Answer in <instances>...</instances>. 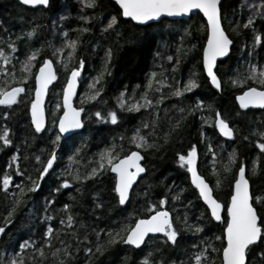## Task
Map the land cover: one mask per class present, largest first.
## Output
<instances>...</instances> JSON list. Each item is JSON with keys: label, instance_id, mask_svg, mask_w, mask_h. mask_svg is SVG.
<instances>
[{"label": "trees", "instance_id": "trees-1", "mask_svg": "<svg viewBox=\"0 0 264 264\" xmlns=\"http://www.w3.org/2000/svg\"><path fill=\"white\" fill-rule=\"evenodd\" d=\"M257 2L259 0H223L222 12L227 16V20L223 21V26L233 41V47L230 56L220 62L216 73L221 80L222 91H217L213 88L206 78L202 67L201 52L205 41V33L203 26L206 24L203 17L199 14H194L188 19L170 21L165 20L163 24H151L148 26H137L133 22H127L122 17H118L119 26L117 31L120 33L116 36L112 32H102L101 28L105 26L111 16L117 15L118 7L112 0H98V6L95 8H84L81 11L82 4L79 0H50L48 8L31 9L19 4L18 0H0V39H15L17 34L36 29V34L32 40L28 41L27 37L24 40L17 41L19 53L11 54L14 59L12 64L7 65L10 70H13L17 78L21 76L20 62L23 61L31 50L42 49L37 59L32 62L30 74L28 75L26 86L31 93L30 96H23L25 100L33 98L34 75L37 68L42 64L43 59L59 61L54 63L58 80L49 94L47 104L48 114V131L36 134L30 124V115H26V104L20 103L18 107L10 112L7 120L3 119L2 111H0V127H7L13 135V147L19 149L21 157L19 167L27 168L26 175H31L35 178L38 173L35 165L34 156L40 155L46 160L48 154L53 149L52 140L57 134V129L53 127L55 117L62 114V110L57 109L55 116L53 107L57 101L62 105V88L69 74L64 67L67 63L71 68L73 64H78L80 59L85 61L82 70L83 77L81 81V89L79 97L76 100V107H83L84 127L83 130L73 136L71 141H65L61 138L59 146L56 147L57 158L54 162L53 169H50L49 174L41 181L40 189L35 193H28L24 201L17 207L13 219V223L6 229L7 235L0 237V253L7 252L12 255L16 249V241L29 237L30 235L39 243L42 232L47 226L38 221L45 215L43 207L45 204L44 197L49 195L51 189L55 188L65 178L72 183L71 177H65L62 173L69 167V155H72L77 163H73L71 168L73 171H79L82 175L90 170L93 166L90 161L98 159V153L106 147L115 144L117 148L122 145H129L130 138L134 130L141 125L142 120H151L152 116L149 112L141 109L139 113L122 112L116 105V97L121 92H125L126 96H131L135 89L137 97L144 91L150 74L157 73L156 79H161L160 73L168 78V83H173L174 79L181 82V86L188 80L190 74L194 71L197 73L196 80L198 87L179 100L175 97L164 99L163 103L157 109L159 124L156 129V136L149 137V142H158L164 144L160 137L164 132H167L171 126L170 122H174L181 116L186 117L181 121V127L178 131L171 133L169 142L164 145L159 151L149 149L146 152H141L144 157V166L146 168L145 176L134 187L130 202L126 206H120L113 198L115 193L112 192L114 180L108 172L104 175L84 181L83 185L73 184L70 189H62L60 193L55 194V209H61L64 204H68L69 213L74 216L76 223L74 228L80 223L85 225L84 229H79V235L82 238L84 231L91 233L92 229L111 230L119 224H127L133 222L136 218H145L148 213L144 211L146 201L155 203L159 198H162L166 193L169 203L165 206L170 211L173 217L179 212L183 215L185 211L188 213L189 222L192 224H200L203 227V232L199 235H193L188 232L181 239V247H178L174 253H171L173 258L179 260L188 258L190 252L197 249L190 247L191 244H198L201 237L210 239L217 248L221 247V242L215 240L216 236L222 234V225L215 221L209 222L210 213L206 212V207L197 199L198 193L190 185L189 175L186 168H181L179 165V155H187L191 145H196L198 149L197 163L198 169L202 176L206 177V181L214 191L215 198L220 202H225L230 199L229 196V181L231 175L223 171V165L228 163L229 154L235 150L237 154L236 165L233 166V171L243 162L246 165L247 177L251 184V191L259 192L264 189V158L257 159L258 156L264 157V153H259V149L255 144L259 142L258 136L253 135V131L264 132V112L263 111H246L247 115H237V112H243L239 109L235 96L241 94L245 86H233L230 83L231 78H235L238 74H243L247 71L248 63L264 65V47L253 45V27L243 28V24L247 22L250 15L253 14ZM92 17L90 23L85 24L79 17ZM65 17V19H61ZM228 21H234L240 25L238 32L233 31ZM86 27L91 29L90 32L80 34L75 29ZM8 32H5L4 29ZM254 29L256 34L260 35L264 41V19L257 17L254 21ZM63 32L68 33V39H77L79 37V45L73 60L67 57V49L58 56L52 55L53 48H60L65 37ZM185 32L190 35H185ZM9 33L11 36H9ZM191 44H196L195 50L188 51L187 55L183 51L189 50ZM49 45L52 47L50 48ZM112 49V58L107 66L100 85L103 92L98 98L101 102H85L82 104V97L86 91L88 82L96 77L103 69L105 60V51ZM95 49V50H93ZM252 50V56H249V50ZM172 56L173 60L169 61L168 57ZM179 56L180 63H175ZM176 67L175 72L172 68ZM174 78V79H173ZM5 77L0 75V85H4ZM31 85V86H30ZM17 86L10 78L6 85V90L9 87ZM168 88H162L159 93L153 94V98H159L162 94H166ZM106 102V103H105ZM196 102H201L202 107L195 110ZM175 105V107H173ZM208 105L212 106L213 111L208 110ZM185 109L184 113L178 111L179 108ZM194 109L191 114L189 109ZM115 109L120 118V124L116 127L111 126L110 122L98 121L93 113L97 110L106 115L108 110ZM167 111V115L165 112ZM219 111L223 119L230 122L229 125L234 129V139L226 140L222 138L217 130L209 126L208 122H204L208 117H213L215 112ZM150 129H143L144 134ZM127 132L129 134H127ZM204 132L205 136L201 138L200 133ZM124 137V139H121ZM248 137V139H243ZM211 145L216 154L215 161L208 152V145ZM79 156L76 155V149L81 148ZM43 149V151H41ZM28 155L27 161L23 160L24 155ZM123 155V153H121ZM7 157H3L0 162V169L7 170ZM256 161V174L251 173L253 162ZM8 171H11L8 169ZM220 174L222 184L219 189L216 188V173ZM15 182H22L25 185L28 181L22 177H13ZM2 179V175H0ZM147 185H151L150 190ZM80 187L81 192H77L76 188ZM172 192H168V189ZM183 190L181 202H177L175 209L171 203L172 193ZM149 191V197L144 198L143 191ZM18 191V190H17ZM31 197L32 199H28ZM95 197V199H94ZM74 198V199H73ZM192 202L190 208L185 209L184 204L188 201ZM102 202L103 207L94 209L95 203ZM11 204V196L5 199V194L0 191V223L3 222V217L7 215ZM26 206L31 208V212L26 210ZM259 208V205H257ZM203 213L204 219L197 220ZM55 218L47 222L55 228H61L59 219L65 217L63 212L51 213ZM99 217V219H97ZM73 229H68L72 231ZM102 238L104 233H101ZM66 238V237H65ZM90 240L95 241V236L90 235ZM75 245L76 241H70ZM59 246V245H57ZM93 246V245H89ZM152 247H161L163 245L153 244ZM142 250L146 251L145 246ZM141 250H130V246L117 244L115 247L106 251L103 255L93 257L92 264H124L122 257L127 256V264H136V260L140 255ZM31 254V249L29 250ZM163 254L167 258L168 249L163 248ZM157 258L161 253H157ZM215 255V254H213ZM83 253L76 254L74 260L69 261V264H84ZM49 261L52 258L49 257ZM46 261L45 264H49ZM216 264H219L217 260Z\"/></svg>", "mask_w": 264, "mask_h": 264}, {"label": "snow or ice", "instance_id": "snow-or-ice-1", "mask_svg": "<svg viewBox=\"0 0 264 264\" xmlns=\"http://www.w3.org/2000/svg\"><path fill=\"white\" fill-rule=\"evenodd\" d=\"M18 2L20 5L31 8H36L37 6L47 8L49 6V0H18ZM79 2L82 4L81 11L84 8H95L98 6V0H79ZM114 4L118 6L117 15L111 16L107 24L101 28V31L112 32L116 36L120 35L117 31L119 26L118 17H123L127 22H134L136 25H148L149 22L163 24L165 22L164 18L185 17L194 11L202 14L204 20H206V24L203 26L205 41L201 52L203 71L206 73L212 87L217 91H222L221 80L218 74L214 72V67L217 66L218 58L228 55L230 45L233 43L222 26L223 21L227 20V16L222 12V0H114ZM257 17L264 19V8H255L253 14L243 24V28L245 29L253 27L252 48H255L257 45L264 47V41H262L260 35L256 34L254 29V21ZM79 18L85 24L90 23L92 19L89 16H80ZM61 19L63 20L65 17H61ZM228 22L232 26L231 30L238 32L240 25L234 21ZM4 31L8 32L6 28ZM74 31L82 35L90 32L91 29L81 27ZM35 34L36 29L33 28L30 31L17 34L15 39H0V75L5 77L4 85H0V106L11 109L13 105L25 103L27 106L26 115H30V124L34 128V133L39 134L42 131L49 130L45 128L44 96L49 85L57 80V74L54 71L53 65L59 61L43 59L38 72L32 74L35 79L34 98L28 100H25L21 94L30 96L31 93L22 85L27 83L28 75L33 66L32 62L37 59L42 49L31 50L25 59L20 62L22 74L19 78H17L13 70L6 67L13 62L14 57L11 54L19 53L17 41L24 40L25 37L30 41ZM62 35L65 39L60 48H53L52 55L58 56L67 49V57L69 60H73L79 45V37L77 39H68L67 32H63ZM185 35H190V33L185 32ZM9 36H11L10 33ZM49 47L51 48L52 46L49 45ZM195 49L196 44H191L189 50H178V52L183 51V54L187 55L188 51ZM249 56H252L251 49L249 50ZM111 58L112 49L108 48L105 51L103 69L88 82L86 91L82 97V104L93 101L101 102L98 98L101 97L103 87H97V85H100ZM168 59L172 61L173 57L169 56ZM175 63L177 65L180 63L179 56H177ZM84 65L85 61L83 59H80L78 64L74 63L71 68L68 67L67 63L64 64L65 70L69 74L67 75L66 82L61 85L63 102L61 105L58 100L55 109H53L54 116L57 109L62 110V115L55 117L53 120V127L57 129V134L52 140L54 147L48 154L47 159H42L40 155L34 156L35 165H39L36 168L38 175L35 178L31 175H26L27 168L21 169L19 167L21 157L18 155H12L10 162L6 165V168L11 171L0 169V175H2V179H0V191L5 194V199L11 196V204L7 215L3 217V222L0 223V237L7 235L6 229L13 223V219L11 218L27 194L37 192L41 187L40 182L49 174L50 169H53L57 158L56 147L59 146L62 136L84 127L81 113L85 109L83 107H74L72 102L73 97L76 95L78 79L81 77ZM176 70V67L172 68L173 72ZM159 75L161 79L157 80L156 72L150 74L144 85V91L138 97L135 89L131 96H126L125 92H121L116 97V106L122 112L135 113L140 112L141 109L145 112L151 110L149 114L152 116V119L142 120L141 125L128 138L129 144L136 150H131V148L125 149L122 145L118 149L115 144L106 147L98 153V159L90 161V164L93 166L83 175L78 170H72L71 165L77 163V161L72 155H69V167L65 169L62 175L65 177L70 176L72 183L65 178L60 184L50 190L47 197H44L43 212L45 215L38 222L47 226L42 232L39 243H37L32 235L22 240H17V250H14L12 255H8L6 251L0 253V264H45L46 261H49V257L52 258L49 264H69V261L74 260L76 254L81 252L85 258L84 264H92L93 257L103 255L117 244L130 246V250H141L136 264H216L217 260L219 264H264V189H261L259 192L250 191V184L246 178V168L243 162L236 167L235 171L232 170L237 160L235 150L229 154L228 163L222 166L223 171L231 175V180L229 181L230 199L225 202H219L214 198L210 182H206V177L198 174L197 146L191 145L186 156L179 155V165L181 168H186V172L190 174V185L198 193L197 199L202 200L203 204L207 206L205 211L210 213L208 217L209 222L216 221L223 226L222 234L215 237V240L221 242V247L217 248L210 239L205 238L207 236L205 234V237L200 238L198 244L193 243L190 245V247L197 250L190 252L186 260L181 259L177 262V259L171 256V253H174L178 247L182 246L181 239L184 234L191 232L193 235H199L203 232V227L198 223H190L187 211L183 215L177 212V215L173 217L165 207L170 202L167 193L155 203L146 201L144 211L148 215L145 218H136L131 223L119 224L111 230L92 229L91 233L85 230L82 238L79 235V229H84L85 225L80 223L78 227H73L76 221L74 216L69 213L70 206L64 204L58 210L53 207L56 199L55 194L60 193L62 189H70L74 183L83 185L84 181L98 178L108 172L114 174L112 177L114 180L112 192L115 193L113 198L118 205L126 206L130 202V192L133 189V185L136 184L138 177H141L146 172V168L141 164V161L144 159L141 152H146L149 149L159 151L169 142L171 133L179 130L181 121L186 118L181 116L174 122H170L171 126L169 130L164 132L160 137L163 139L164 144L155 141L149 142V137L156 136V129L159 124L157 116L159 105L163 103L164 99L175 97L179 100L186 93L191 92L199 86L196 80L197 73L194 71L182 86L181 82L174 78L173 83H168V78L164 76L163 72ZM9 78L17 86L6 90ZM249 82H251V85H249ZM230 83L233 86L241 87L249 85L244 88L241 94L235 96V101L240 110H248L250 108L264 109V65L258 67L249 62L247 71L243 74H238L235 78H231ZM162 88H168L169 91L154 99L153 94L159 93ZM201 107L202 103L196 102L195 110H199ZM207 107L209 111H213L211 105ZM195 110L190 108L188 112L191 114ZM178 111L184 113L185 109L181 107ZM165 114L167 115V111ZM9 115V112L2 113L4 120H7ZM93 115H95L98 121L103 120V122H110L113 125L118 124V114L111 109L107 111L106 115L102 114L99 110L95 111ZM237 115L246 116L247 112L238 111ZM204 122H208L210 127L214 126L221 136L229 140L234 139V129L230 128V122L223 119L219 111L215 112L214 119L213 117H208ZM143 129H150V131L144 134ZM200 135L203 139L205 133L201 132ZM253 135H257L259 140L255 144V147L259 149V153H264V132L254 130ZM64 138L66 142L73 139L71 135ZM121 139H124V137H121ZM243 139H248V137H243ZM11 144L12 140L10 139L9 129L6 126L0 127V146L7 147ZM82 150L83 146L77 148L76 155L79 156ZM209 153L215 161L216 154L210 144L208 145L206 155ZM262 158L264 157H257L258 160ZM22 159L27 161L29 157L26 154ZM251 173L253 175L256 174V161L253 162ZM14 176L26 179L28 184L15 182ZM215 177L216 188L219 189L222 184L220 174L217 172ZM13 184L15 190L11 188ZM146 187L150 190L151 185H147ZM76 191L81 192V188L77 187ZM168 192L170 193L172 190L169 188ZM182 192L183 190L181 189L178 192L172 193L171 203L173 210H176V203L181 202ZM138 195L147 198L149 197V191H143L142 194L138 193ZM28 199L32 198L28 197ZM191 205L192 202L189 200L184 204V208H190ZM257 205H259V208H257ZM102 207V202L95 203L93 211ZM26 210L31 212L30 207L26 206ZM56 212L66 214V219L63 216L59 219L61 228H55L47 224V222L55 218L54 214L51 213ZM202 219H204L203 213L200 217H197L198 221ZM68 229L73 230L68 231ZM102 232L104 233L103 238L101 236ZM90 235L95 236V241L90 240ZM71 240L76 241L75 245L70 242ZM90 244L93 246H89ZM153 244L163 245V248H167V258L163 254V248L152 247ZM142 245L145 246L146 251L142 250ZM30 249L31 254H29ZM157 253H161L158 258ZM121 260L124 264H127L128 257L124 256Z\"/></svg>", "mask_w": 264, "mask_h": 264}, {"label": "water", "instance_id": "water-1", "mask_svg": "<svg viewBox=\"0 0 264 264\" xmlns=\"http://www.w3.org/2000/svg\"><path fill=\"white\" fill-rule=\"evenodd\" d=\"M113 2H114V0H112ZM222 2H223V0H222ZM49 4H50V0H49ZM23 6V5H22ZM24 7H27V8H31V7H29V6H24ZM49 7V6H48ZM47 7V8H48ZM118 7V6H117ZM37 8H44L43 6H37L36 8H31V9H37ZM194 14H199V13H196L195 11L193 12V13H190L188 16H185V17H176V18H164L165 20H170V21H178V20H184V19H188V18H190L192 15H194ZM199 15H201L202 16V14H199ZM203 17V16H202ZM123 18V17H122ZM124 19V18H123ZM204 19V18H203ZM205 22H206V20H205ZM134 23V22H133ZM135 24V23H134ZM151 24H157V22H149V24L148 25H151ZM136 25V24H135ZM148 25H137V26H148ZM222 26H223V24H222ZM223 28H224V26H223ZM224 30H225V28H224ZM225 32H226V30H225ZM226 34H227V32H226ZM228 35V34H227ZM230 38V37H229ZM232 47H233V43H232V45H230V50H229V53H228V55L227 56H225V57H223V58H218L217 59V66L216 67H214V72H216L217 71V67H218V64L220 63V62H222V61H224V60H226L229 56H230V54H231V51H232ZM41 66V65H40ZM39 66V67H40ZM39 67L37 68V71H36V73L38 72V69H39ZM53 68H54V71L56 72V74H57V80H58V73H57V70H56V67H55V64L53 65ZM205 73V72H204ZM81 76H82V72H81ZM205 76H206V78H207V75H206V73H205ZM81 78V77H80ZM80 78L78 79V85H77V89H76V95L73 97V106L74 107H76V100H77V98H78V95H79V90H80ZM208 79V78H207ZM220 79V78H219ZM57 80H55V81H53L50 85H49V87H48V90H47V92H46V94H45V96H44V104H43V107H44V109H45V128L47 129V127H48V114H47V102H48V99H49V94H50V91H51V89L54 87V85L56 84V82H57ZM34 81H35V79H34ZM210 82V81H209ZM211 84V83H210ZM212 86V85H211ZM214 88V87H213ZM33 98H34V96H33ZM61 102H63V94H62V98H61ZM254 109H259V108H254ZM62 115V114H61ZM81 116H82V118H83V120H84V114H83V112L81 113ZM230 126V125H229ZM231 128V127H230ZM34 129V128H33ZM83 130V128L82 129H79V130H76L75 132H73V133H70V134H68V133H66V134H64V136H62V139H64L65 140V138L64 137H66V136H68V135H71L72 137L73 136H75V135H77V134H79L81 131ZM217 130V129H216ZM43 132H45V131H42L41 133H43ZM217 132H218V134H219V131L217 130ZM220 135V134H219ZM221 136V135H220ZM222 138H224V139H226V140H229L228 138H226V137H223V136H221ZM142 154V153H141ZM143 155V154H142ZM141 164H142V166H144V159L141 161ZM145 167V166H144ZM245 168H246V165H245ZM197 169H198V163H197ZM110 173V172H109ZM112 176L114 175V174H112V173H110ZM145 174H146V172L144 173V174H142V176L141 177H138V179H137V182H136V184H134L133 185V189H134V187L139 183V181L145 176ZM198 174H200V172H199V169H198ZM189 175V180H190V174H188ZM201 175V174H200ZM246 178L248 179V177H247V169H246ZM207 182V181H206ZM249 184H250V181H249ZM211 186V185H210ZM133 189L131 190V192H130V196H131V193H132V191H133ZM250 191H251V184H250ZM213 195H214V191H213ZM214 198H215V196H214ZM201 202L203 203V201L201 200ZM220 202V201H219ZM206 208H207V206L206 205H204ZM172 215V214H171ZM216 222V221H215ZM144 246L142 245V248H143Z\"/></svg>", "mask_w": 264, "mask_h": 264}, {"label": "flooded vegetation", "instance_id": "flooded-vegetation-1", "mask_svg": "<svg viewBox=\"0 0 264 264\" xmlns=\"http://www.w3.org/2000/svg\"><path fill=\"white\" fill-rule=\"evenodd\" d=\"M261 3H263L264 4V0H259ZM82 77H83V73H82V76H81V78H80V89H81V81H82ZM23 87H25L26 89L28 88V86H26L25 84H23L22 85ZM31 86V85H30ZM10 88L11 87H9L7 90H10ZM33 88H35V81H34V87ZM246 88V87H245ZM53 89V88H52ZM51 89V90H52ZM244 90V89H243ZM80 91V90H79ZM33 96H34V89H33ZM51 92V91H50ZM22 96H24V94H21ZM79 97V96H78ZM18 99H19V97H18ZM78 99V98H77ZM47 104H48V102H47ZM19 105V104H18ZM18 105H13L12 106V108L11 109H9V108H6L5 106H0V111H2V113H4V112H11V111H13V110H15L17 107H18ZM263 111L264 112V109H254V108H250V109H248V110H241V111H243V112H245V111ZM113 111H115V112H117L115 109H113ZM141 112V111H140ZM136 113H139V112H136ZM111 124V123H110ZM120 124V118H119V116H118V124H116V125H113V124H111V126L112 127H114L115 129H116V127L118 126ZM9 134H10V139L12 140V144L11 145H9V146H7V147H2V146H0V162L2 161V158L3 157H7V160H6V164H4L3 166H5V168H6V165L10 162V157L12 156V155H19V149L18 148H15V147H13V144H15L14 143V139H13V135H12V133L9 131ZM127 134H129L128 132H127ZM129 148H131V150H136L134 147H132L130 144L129 145H125V149H129ZM13 167H15V166H13ZM7 169V168H6ZM8 170V169H7ZM14 179V178H13ZM14 181H15V179H14ZM11 188H12V190H15L14 189V184L11 186ZM216 223H218V222H216Z\"/></svg>", "mask_w": 264, "mask_h": 264}, {"label": "rangeland", "instance_id": "rangeland-1", "mask_svg": "<svg viewBox=\"0 0 264 264\" xmlns=\"http://www.w3.org/2000/svg\"><path fill=\"white\" fill-rule=\"evenodd\" d=\"M255 6H257L258 8H264V4L259 2H257ZM53 109H55V106L53 107Z\"/></svg>", "mask_w": 264, "mask_h": 264}]
</instances>
